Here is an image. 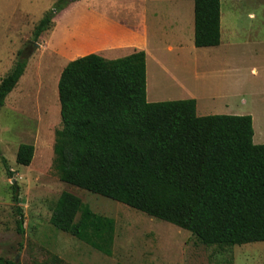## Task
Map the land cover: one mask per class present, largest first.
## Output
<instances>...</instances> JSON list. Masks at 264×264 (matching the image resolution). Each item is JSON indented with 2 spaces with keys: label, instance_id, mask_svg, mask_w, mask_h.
Wrapping results in <instances>:
<instances>
[{
  "label": "trees",
  "instance_id": "16d2710c",
  "mask_svg": "<svg viewBox=\"0 0 264 264\" xmlns=\"http://www.w3.org/2000/svg\"><path fill=\"white\" fill-rule=\"evenodd\" d=\"M74 1L56 0L34 26L33 40ZM220 1L194 0L196 47L220 43ZM26 61L18 51L0 80V107ZM56 94L52 167L61 181L174 224L206 246L264 242V144L252 142L250 115L197 116L194 99L148 102L144 51L75 58L62 69ZM33 155L31 143H20L15 161L27 166ZM12 198L18 203L15 187ZM16 210L23 233L22 209ZM49 222L111 255L114 220L77 195L62 191ZM42 263L66 264L53 254ZM0 264L20 262L0 257Z\"/></svg>",
  "mask_w": 264,
  "mask_h": 264
},
{
  "label": "rangeland",
  "instance_id": "374dc122",
  "mask_svg": "<svg viewBox=\"0 0 264 264\" xmlns=\"http://www.w3.org/2000/svg\"><path fill=\"white\" fill-rule=\"evenodd\" d=\"M55 1L0 0V80L11 70L18 51L27 56L23 74L0 107V257L14 259L18 255L20 264H43L50 254L66 264H264V242L206 246L174 224L58 178L52 167L54 132L60 127L56 94L58 66L46 65L45 51H38L45 31L37 41L32 37L34 26L44 12L53 8ZM235 1H240L236 2V9L225 14L227 4ZM221 8L224 28H229L231 37L227 46L229 65L222 69L204 65L197 77L190 67L180 66L176 76L184 78L183 86L188 89L190 84L198 85L200 93L205 95L201 98V111L228 115L251 113L255 134L264 135V0H225ZM70 11L59 20L64 23V32L76 27V9ZM226 36L224 31V45ZM203 54L201 58L210 53ZM52 57L59 65L66 62L59 55ZM166 67L161 68L155 61L150 65V94L164 84V92L154 96L163 100L177 96L169 92L164 82ZM252 67L257 73L251 71ZM170 70L176 69L170 67ZM209 86L204 93L203 89ZM212 86L217 87L214 92L220 97L207 96ZM20 143L34 146L33 158L27 166L15 161ZM3 161L12 174L5 169ZM14 187L18 203L12 198ZM62 191L77 195L93 212L114 220L111 255L50 224L52 208ZM16 205L22 209L23 233L17 231Z\"/></svg>",
  "mask_w": 264,
  "mask_h": 264
},
{
  "label": "crops",
  "instance_id": "0c3cea01",
  "mask_svg": "<svg viewBox=\"0 0 264 264\" xmlns=\"http://www.w3.org/2000/svg\"><path fill=\"white\" fill-rule=\"evenodd\" d=\"M220 1V43L213 46L196 47L194 45V0H77L69 4L65 10L55 16L43 33L39 42V50L45 51V63L48 66H58L57 78L65 65L78 57L87 54H96L106 59H116L137 51H144L146 74V100L148 102L167 101L158 97L164 92L165 87L159 85L150 94L149 76L150 65L155 61L161 68L166 66L165 83L169 92L177 94L170 96L169 100L194 99L195 113L197 116H205L211 112L201 111L200 93L195 83L183 86V77L176 76L180 66L190 67L196 73L202 67L209 64L212 69L223 68L229 65L227 46L231 41L229 28H224V10ZM228 3L225 14L235 10L237 3ZM76 9V27L64 32L63 24L59 20L64 19L70 10ZM71 12V11H70ZM133 19V20H132ZM227 32L223 43V33ZM57 38V39H56ZM234 46V45H233ZM210 53L208 57L200 55ZM52 54L66 59L62 65ZM207 60L206 63L204 60ZM173 67V70H170ZM215 71V70H214ZM251 71L257 73L255 67ZM217 72V71H216ZM21 77V76H20ZM211 86L203 89L206 93ZM223 90V89H222ZM217 87L212 86L207 94L210 99L220 97ZM206 111V110H205ZM212 115V114H209ZM243 115V114H241ZM252 128H255V120L251 113ZM252 142L264 144V135H256L253 129Z\"/></svg>",
  "mask_w": 264,
  "mask_h": 264
},
{
  "label": "water",
  "instance_id": "95a60500",
  "mask_svg": "<svg viewBox=\"0 0 264 264\" xmlns=\"http://www.w3.org/2000/svg\"><path fill=\"white\" fill-rule=\"evenodd\" d=\"M35 44L38 45L37 43H35ZM14 261H15V262H19V261H18V255L14 258Z\"/></svg>",
  "mask_w": 264,
  "mask_h": 264
}]
</instances>
